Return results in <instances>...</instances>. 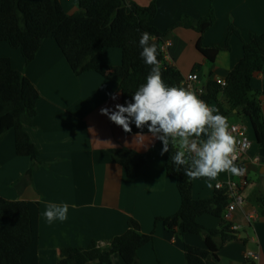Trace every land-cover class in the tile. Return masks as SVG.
<instances>
[{
  "label": "crops",
  "instance_id": "obj_1",
  "mask_svg": "<svg viewBox=\"0 0 264 264\" xmlns=\"http://www.w3.org/2000/svg\"><path fill=\"white\" fill-rule=\"evenodd\" d=\"M133 1L142 6L150 4V0ZM60 2L68 14L80 9L79 0ZM158 4L153 23L165 32V40L174 41L170 48L171 63L183 75L198 72L203 84L210 78L227 79L243 57V40H248L253 33H264V0H158ZM211 7L216 22L204 35L205 45L224 47L230 25L240 29L243 36L232 35L230 48L219 53L214 65L197 48L198 31L183 26L171 28L183 15H189L196 24ZM0 57L10 58L13 67L29 77L40 93L38 113L32 124L25 127L40 151L42 162L32 176L27 173L34 161L17 154L15 131H8L0 142V196L40 203V264H58L67 247H87L94 240L102 243L112 240L128 229L130 218L138 220L142 230L150 233L157 217L178 211L181 195L177 177L168 173L167 153L160 154L163 145L151 134H126L100 112L103 107L115 110L117 103L122 104L120 85L97 72L76 75L58 43L51 38L43 41L36 57L28 64L21 49L7 41L0 40ZM102 60L107 65H121L123 51L108 47ZM253 84L261 90L259 98L264 114V73H258ZM220 97L223 101L222 94ZM244 119L245 116L233 115L230 123L245 122ZM122 147L139 152L155 147L139 177H129L125 168L114 160V150ZM260 149L254 137L243 160L249 181L244 188L247 202L230 220L241 225L239 235L223 241L219 258H211L214 264H244L248 251L259 252L260 258L255 262L264 264V161L261 165L250 161L260 156ZM252 173L257 174L258 189L250 186ZM228 177L239 180L240 175L222 172L214 180L196 179L194 198H212L216 182ZM50 203L67 204V219L49 222L44 212ZM252 211L256 214L249 223L246 212ZM199 222L213 229L218 227L219 218L204 214ZM187 244L205 248L206 239L203 235L168 230L159 223L153 241L139 250V256L142 264H186ZM113 261L126 264L119 254L113 256Z\"/></svg>",
  "mask_w": 264,
  "mask_h": 264
},
{
  "label": "trees",
  "instance_id": "obj_2",
  "mask_svg": "<svg viewBox=\"0 0 264 264\" xmlns=\"http://www.w3.org/2000/svg\"><path fill=\"white\" fill-rule=\"evenodd\" d=\"M79 11L68 14L60 0H0V40L7 41L14 48L21 49L26 63L38 53L43 41L54 39L64 53L76 75L97 72L121 87L122 104L131 101L132 95L146 82L150 66L140 56L139 39L147 31L158 47L162 79L168 86L183 87L184 75L174 65L164 60L161 41L165 32L154 25L158 14V0L142 6L133 0H79ZM213 7L196 24L189 15H183L171 28L183 26L200 33L198 50L214 65L219 53L230 48V37L242 32L230 25L226 45L207 46L203 42L206 32L215 24ZM244 54L227 77L228 84L222 87L210 78L206 82L204 98L215 103L220 114L228 118L245 116L264 148V114L259 98L260 89L253 86L254 77L264 73V33L251 34L244 39ZM108 47H119L123 51L122 64L107 65L102 60ZM223 95V101L220 95ZM40 93L34 83L22 71L15 69L10 58L0 57V142L10 130L15 131L16 152L29 156L34 166L28 171L32 176L38 168L40 151L25 130L37 115ZM133 134H151L147 127L131 126ZM159 143L162 142L159 140ZM155 147L146 152L122 147L113 152V158L121 164L129 177L143 174ZM176 149L169 145L166 154L167 170L177 177L181 195V206L174 214L157 217L155 228L145 233L135 218L128 221V229L112 240L102 243L94 240L87 247H67L65 256L58 264H114L113 256L119 254L126 264H142L139 250L154 239L156 228L162 223L168 230L203 235L206 247L187 244L186 264H214L225 239L238 238V231L231 228L232 222L225 218L228 197L224 189L217 190L210 199H196L193 196L195 180L184 175L183 168H175L171 156ZM208 179V178H199ZM214 180V179H212ZM210 214L219 218L217 228H207L199 217ZM40 203L38 201L9 200L0 196V264H40ZM244 264H256L247 259Z\"/></svg>",
  "mask_w": 264,
  "mask_h": 264
},
{
  "label": "clouds",
  "instance_id": "obj_3",
  "mask_svg": "<svg viewBox=\"0 0 264 264\" xmlns=\"http://www.w3.org/2000/svg\"><path fill=\"white\" fill-rule=\"evenodd\" d=\"M152 41L147 31L139 39L140 56L150 66L146 82L132 95L131 101L117 103L115 110L103 107L101 114L125 132H131L132 124L138 129L146 126L152 137L162 142V156L169 151V145L176 149L171 162L175 168H183L190 180H212L222 172L243 175L246 169L235 164L236 140L229 131L228 118L194 92L165 84L157 58L158 47ZM67 213V204L50 203L44 216L49 222L64 221Z\"/></svg>",
  "mask_w": 264,
  "mask_h": 264
},
{
  "label": "built area",
  "instance_id": "obj_4",
  "mask_svg": "<svg viewBox=\"0 0 264 264\" xmlns=\"http://www.w3.org/2000/svg\"><path fill=\"white\" fill-rule=\"evenodd\" d=\"M173 40H165V38L161 41V50L163 53L164 60L169 63H171V51L170 48L173 45ZM173 65V64H172ZM195 77V79H193ZM218 84H220L223 88L227 86L228 81L226 78H217L215 80ZM183 87L186 90H190L194 92L200 99L204 100L209 107L216 108L215 103L208 102L204 95L206 93V83H202L200 79V75L198 72H191L189 74L184 75L183 79ZM229 131L231 135L236 140V148H235V155L237 159L235 160V164L239 167H243L245 169L243 160L248 156L249 150L252 147L253 142L251 141L249 137V128L243 121L239 122H233L229 124ZM250 161L252 163H255L257 165L262 164V160L260 156H257L255 158H250ZM248 177H247V171L244 172L243 175H240L239 180H235V178L228 177L224 181H217L215 184V187L217 190L224 189L226 191L227 197H228V205L225 210V218L228 220H231L233 213L238 209L245 206L247 200L244 195V188L248 184ZM256 212H246V218L249 223L252 222V220L255 218ZM232 229L238 231L241 228V225L239 224H232ZM255 239V238H253ZM247 259L251 260H258L260 258V253L257 251H248L247 252Z\"/></svg>",
  "mask_w": 264,
  "mask_h": 264
},
{
  "label": "rangeland",
  "instance_id": "obj_5",
  "mask_svg": "<svg viewBox=\"0 0 264 264\" xmlns=\"http://www.w3.org/2000/svg\"><path fill=\"white\" fill-rule=\"evenodd\" d=\"M254 85V84H253ZM245 120V119H244ZM245 124L248 126L249 128V137L251 139V141L253 142V138L255 137L254 136V131L252 130L251 126L249 125V121L248 119L246 118L245 120ZM256 178H257V174L256 173H252L251 174V180H252V183H251V187H253L254 189H258L257 187V184H256ZM250 232L252 235L256 236V232L253 230V229H250Z\"/></svg>",
  "mask_w": 264,
  "mask_h": 264
},
{
  "label": "water",
  "instance_id": "obj_6",
  "mask_svg": "<svg viewBox=\"0 0 264 264\" xmlns=\"http://www.w3.org/2000/svg\"><path fill=\"white\" fill-rule=\"evenodd\" d=\"M255 138H256V141H257L258 144H259L258 137H257L256 134H255ZM260 157H261V160L264 161V148H262V147H261V149H260Z\"/></svg>",
  "mask_w": 264,
  "mask_h": 264
}]
</instances>
